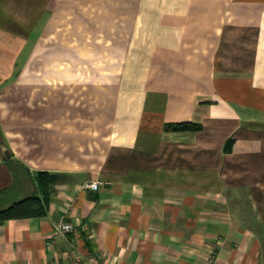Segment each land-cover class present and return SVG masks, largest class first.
I'll return each mask as SVG.
<instances>
[{
  "label": "crops",
  "instance_id": "crops-1",
  "mask_svg": "<svg viewBox=\"0 0 264 264\" xmlns=\"http://www.w3.org/2000/svg\"><path fill=\"white\" fill-rule=\"evenodd\" d=\"M0 41V195L57 175L0 264H264V0H0Z\"/></svg>",
  "mask_w": 264,
  "mask_h": 264
},
{
  "label": "trees",
  "instance_id": "trees-1",
  "mask_svg": "<svg viewBox=\"0 0 264 264\" xmlns=\"http://www.w3.org/2000/svg\"><path fill=\"white\" fill-rule=\"evenodd\" d=\"M198 126L190 122L177 124V127L181 129L196 128ZM35 178L40 195L33 194L25 198H20V200L11 205L0 209V225L8 219L42 217L47 214L52 184L56 180L57 175L55 173L39 171Z\"/></svg>",
  "mask_w": 264,
  "mask_h": 264
},
{
  "label": "built area",
  "instance_id": "built-area-1",
  "mask_svg": "<svg viewBox=\"0 0 264 264\" xmlns=\"http://www.w3.org/2000/svg\"><path fill=\"white\" fill-rule=\"evenodd\" d=\"M85 187L90 188L92 190H96L99 187L98 181H92L85 184ZM73 224L68 221H61L55 226V233L62 237H66L68 233L73 231ZM47 245L52 246L53 240L46 242ZM66 256V257H65ZM62 257L60 260L56 259V255L51 252L50 255V264H107L103 261H94L88 255H85L80 250L72 245L70 252H67L66 255ZM204 264H212V260L207 258Z\"/></svg>",
  "mask_w": 264,
  "mask_h": 264
},
{
  "label": "water",
  "instance_id": "water-1",
  "mask_svg": "<svg viewBox=\"0 0 264 264\" xmlns=\"http://www.w3.org/2000/svg\"><path fill=\"white\" fill-rule=\"evenodd\" d=\"M3 152L6 156H9V152L6 149H3ZM21 187L22 181L19 177H16V185L6 193L0 195V209L20 200Z\"/></svg>",
  "mask_w": 264,
  "mask_h": 264
},
{
  "label": "rangeland",
  "instance_id": "rangeland-1",
  "mask_svg": "<svg viewBox=\"0 0 264 264\" xmlns=\"http://www.w3.org/2000/svg\"><path fill=\"white\" fill-rule=\"evenodd\" d=\"M6 43L9 44V53H10V58L15 57L16 55V50H17V40H10V41H4L3 45H5ZM0 45H1V41H0ZM1 56V53H0ZM20 172L21 170L18 169Z\"/></svg>",
  "mask_w": 264,
  "mask_h": 264
}]
</instances>
